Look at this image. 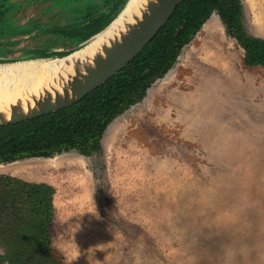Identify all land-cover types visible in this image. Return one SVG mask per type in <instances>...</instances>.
Segmentation results:
<instances>
[{
    "label": "rangeland",
    "instance_id": "374dc122",
    "mask_svg": "<svg viewBox=\"0 0 264 264\" xmlns=\"http://www.w3.org/2000/svg\"><path fill=\"white\" fill-rule=\"evenodd\" d=\"M4 1L13 6L0 16V64L72 49L47 29L82 23L102 4ZM242 2L247 32L264 38V0ZM29 22L27 34L2 28ZM243 59L213 14L173 70L112 123L101 154L0 165L56 188L51 233L65 264H264V68ZM198 98L212 104L201 120L184 106Z\"/></svg>",
    "mask_w": 264,
    "mask_h": 264
},
{
    "label": "trees",
    "instance_id": "16d2710c",
    "mask_svg": "<svg viewBox=\"0 0 264 264\" xmlns=\"http://www.w3.org/2000/svg\"><path fill=\"white\" fill-rule=\"evenodd\" d=\"M126 2L122 0L90 25L61 32L78 38L77 44L84 42L104 29ZM3 12L1 9L0 15ZM213 14L244 50V65L264 67V38L247 32L242 0H181L143 52L83 100L42 117L0 126V165L50 159L72 151L84 157L101 154L111 124L146 99L149 89L175 67L185 46ZM55 195L56 188L47 182L0 174V245L4 249L0 264H65V256L55 248L51 233L56 217Z\"/></svg>",
    "mask_w": 264,
    "mask_h": 264
},
{
    "label": "water",
    "instance_id": "95a60500",
    "mask_svg": "<svg viewBox=\"0 0 264 264\" xmlns=\"http://www.w3.org/2000/svg\"><path fill=\"white\" fill-rule=\"evenodd\" d=\"M130 2L131 0H127L118 15L104 29L86 41L79 43L76 47L69 49L67 51L68 54L64 56L28 58L0 65L24 61L65 59L74 53L80 52L86 49L97 36L110 27L128 7ZM180 2L181 0H148L146 9L141 17L134 24H129L128 31L121 33L119 39L113 40L108 46H104L102 52L95 55L91 62L82 63L76 60L75 64L72 65L73 75L67 73V75L61 78V92L55 91L52 94L46 91L26 111L23 110L21 103H17L11 107L8 118L0 113V126L42 117L70 107L83 100L92 91L101 87L109 79L122 71L143 52L145 47L171 19ZM67 65L70 67L69 62H67Z\"/></svg>",
    "mask_w": 264,
    "mask_h": 264
},
{
    "label": "bare ground",
    "instance_id": "6f19581e",
    "mask_svg": "<svg viewBox=\"0 0 264 264\" xmlns=\"http://www.w3.org/2000/svg\"><path fill=\"white\" fill-rule=\"evenodd\" d=\"M147 1L131 0L119 18L97 36L86 49L65 59L24 61L0 65V113L8 118L11 107L17 103H21L23 110L26 111L46 91L52 94L55 91L61 92V78L67 73L73 75L72 65L76 60L82 63L91 62L95 55L102 52L104 46L119 39L121 33L128 31V25L134 24L141 17L146 9Z\"/></svg>",
    "mask_w": 264,
    "mask_h": 264
},
{
    "label": "flooded vegetation",
    "instance_id": "af4514ba",
    "mask_svg": "<svg viewBox=\"0 0 264 264\" xmlns=\"http://www.w3.org/2000/svg\"><path fill=\"white\" fill-rule=\"evenodd\" d=\"M26 1H30V0H24L23 2ZM102 4H99L98 7L100 8V11H97L96 13H94L95 15L93 16H85V19H87L86 21L79 23V24H71V25H66V26H60L58 28H49L47 29L49 31L50 34L53 35V37L55 38V40L57 39H61L60 41L63 42V46L68 49V48H73L75 47V45H77L78 43V38H72V37H67L65 35L62 34L61 31L65 30V29H71V28H78L81 26H85V25H90L91 23L95 22V20L99 17H101L104 14H107L108 11L110 10V8H113L116 4H119L122 0H111L110 2H108V0H101ZM100 1V2H101ZM22 3V1H21ZM7 4V5H6ZM102 5V6H100ZM11 6H13L12 4H8L5 1L2 2V4L0 5V10L2 9L4 12V14L0 15V16H5L7 13H9V9H11ZM22 6V5H21ZM4 29L5 32H8V34H27L28 31L31 30V26H30V22L27 24H21L19 26L16 25H12L10 26L8 24V26H3L2 27ZM10 36V35H9ZM6 42L7 39H4ZM6 45V44H4ZM53 46L57 45L56 42L52 43ZM66 50H63L61 52L58 53H66Z\"/></svg>",
    "mask_w": 264,
    "mask_h": 264
},
{
    "label": "crops",
    "instance_id": "0c3cea01",
    "mask_svg": "<svg viewBox=\"0 0 264 264\" xmlns=\"http://www.w3.org/2000/svg\"><path fill=\"white\" fill-rule=\"evenodd\" d=\"M244 63V62H243ZM261 68H264V67H261ZM148 96V95H147ZM147 98V97H146ZM192 99V98H191ZM175 102V101H174ZM211 103L210 102H207L206 100H203L202 98H198L197 100H192L190 101L189 103L187 104H184V106L186 105V107H189L190 110L189 112H191L192 115H198L200 116V120H201V115L203 113L202 110L205 111V114H207V111H206V108L210 105ZM212 105V104H211ZM197 113V114H196ZM117 120V119H116ZM115 120V121H116ZM114 121V122H115ZM112 125V124H111ZM110 128V127H109ZM204 128H207L206 126ZM209 135V134H208ZM219 137V136H218ZM234 137V136H233ZM225 136L221 139V141H234V139L231 138L228 140V139H224ZM241 141H249V137H244Z\"/></svg>",
    "mask_w": 264,
    "mask_h": 264
}]
</instances>
